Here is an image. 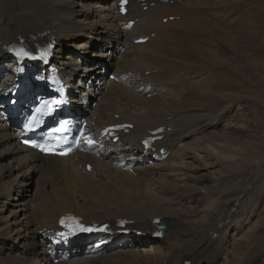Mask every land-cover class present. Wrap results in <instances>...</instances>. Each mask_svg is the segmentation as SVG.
I'll list each match as a JSON object with an SVG mask.
<instances>
[{"label":"bare ground","instance_id":"6f19581e","mask_svg":"<svg viewBox=\"0 0 264 264\" xmlns=\"http://www.w3.org/2000/svg\"><path fill=\"white\" fill-rule=\"evenodd\" d=\"M147 1L143 11L131 0L122 17L109 0H0V98L15 82L3 47L21 38L54 37V63L64 74L96 80L106 69L127 77L125 84L109 78L99 88L85 84L78 103L100 97L87 115L90 127L135 125L122 135L124 157L87 150L46 159L19 145L12 119L0 112V264H264V128L261 122L247 127L241 119L264 109V76L245 79L241 63L249 57L245 41H260L250 36L249 14L227 8L239 0ZM205 13L221 28L237 31V41L206 22ZM171 16L176 19L162 22ZM129 20L137 23L125 31ZM250 22L264 33L262 15ZM165 29L171 31L166 41ZM216 33L226 35L222 53L205 50ZM140 36L150 40L135 44ZM119 47L122 53L115 55ZM209 111L211 123L219 122L214 129L201 123ZM226 117L228 125L218 128ZM161 127L165 139L158 145L170 156L150 162L140 140ZM130 155L138 156L132 171L112 164ZM67 213L90 225L110 223L111 243L98 256L81 255L85 250L73 245L71 260L53 262L46 244ZM157 218L170 220L161 239L153 237ZM118 219L132 224L118 227ZM124 229L132 233L124 236Z\"/></svg>","mask_w":264,"mask_h":264},{"label":"rangeland","instance_id":"374dc122","mask_svg":"<svg viewBox=\"0 0 264 264\" xmlns=\"http://www.w3.org/2000/svg\"><path fill=\"white\" fill-rule=\"evenodd\" d=\"M242 1V2H241ZM244 1V2H243ZM256 1V2H255ZM260 1V2H259ZM231 5V6H230ZM230 5H227V8L228 7H230L229 9H234V10H239V11H237L238 13H240L241 12V10H242V12H244V13H242L241 12V14H243V15H245V16H247L248 17V14H249V17H248V24H249V27H250V29H251V32L253 33H251L250 32V36L251 37H253L254 39H259L258 41H259V43H258V45L256 46L255 44H254V46H253V41L252 40H248V41H245L247 44H246V47H248L249 45V47L247 48L248 50H247V54L249 55V57L247 58V57H242L241 58V63H242V65H243V71H244V73L246 74V77H244L245 79H255V77H256V75H258V76H264V46L262 47V48H260V42H262V40H264L262 37L264 36V33H262V32H257V30L255 31V30H252V28H254L255 29V27H254V25L253 24H251V20H255L256 18H258L259 17V15H262L263 17H264V12L262 13V11H263V9H264V2H263V0H239V1H237L236 3H233V4H230ZM253 5V6H252ZM255 5V6H254ZM258 5V6H257ZM240 6V7H239ZM243 7V8H242ZM249 8V9H248ZM251 8V9H250ZM254 11H253V10ZM260 9V10H259ZM243 10H245V11H243ZM255 12V13H254ZM229 13H231V12H229ZM232 14V13H231ZM232 15H234V14H232ZM238 15V14H237ZM235 17H236V14L234 15ZM252 16V17H251ZM257 16V17H256ZM254 17V19H252ZM250 18V19H249ZM250 22V23H249ZM251 24V25H250ZM254 31H255V33H254ZM171 31L170 30H168V29H165V30H163V35L161 36V38H162V40H164L165 39V41H166V39H169V34H171L170 33ZM234 32V31H233ZM257 33V34H256ZM259 33H261V35H263V36H261ZM226 34V33H225ZM223 34V35H220V34H218V33H216V37L214 36V40H215V42L217 43L218 41H220V42H223V43H221L220 44V47H221V49L220 50H216V51H218L219 53H222L223 52V46H224V41H225V36L227 35L228 37H229V39H231V41L233 42V41H237V38H234V36H235V34ZM258 35H260V36H258ZM221 36H223V37H221ZM166 37V38H165ZM164 38V39H163ZM223 38V39H222ZM262 38V39H261ZM230 41V42H231ZM239 41H241L240 39H239ZM249 44V45H248ZM248 45V46H247ZM210 46V45H209ZM253 46V47H252ZM254 48V49H253ZM256 48V49H255ZM215 46H214V49H212V50H208L207 49V47L205 48V50L206 51H208V52H216L215 51ZM214 50V51H213ZM251 56V57H250ZM216 68V66H213V69H215ZM94 102H96V101H93L92 103H94ZM240 107L238 106V105H236L235 106V109H239ZM210 113H209V117L210 118H205V119H203L202 121H201V123H203V124H206V125H209L210 126V128H212L213 127V129H214V126H217V124H219V122H218V119L216 118V121L214 122V123H211V121H212V117H213V113L211 112V111H209ZM190 113H192V114H195V112L193 111V110H191V112ZM240 114L242 113V112H239ZM241 119H242V121H246L245 123H244V125H246L247 127H249V126H251L252 124H254V123H256V122H261V124H262V126H263V128H264V109H261V110H253L251 113H248V114H243V115H241ZM228 122H229V120L227 119V117L224 119V121L223 122H221L220 123V126L218 127V128H220L222 125H228ZM241 123H243V122H241ZM196 122L194 121L193 123H190V124H185V126H184V131L185 132H187V131H189V129H192V128H194L195 126H196ZM238 125H242V124H238ZM217 128V129H218ZM243 129L241 128V129H239V132H241ZM35 188H36V186H35V183H33L32 185H31V191H33L34 192V190H35ZM5 200V199H4ZM136 237H141V235H136Z\"/></svg>","mask_w":264,"mask_h":264},{"label":"snow or ice","instance_id":"6c2138e0","mask_svg":"<svg viewBox=\"0 0 264 264\" xmlns=\"http://www.w3.org/2000/svg\"><path fill=\"white\" fill-rule=\"evenodd\" d=\"M54 103H57V104H58L59 101H55ZM32 146H33V147H39V148H41V151H44V150H45L42 146L37 145V144H33ZM67 219H70V220H71V219H74V218L69 217V218H67ZM61 223L64 224L65 221L62 220ZM65 226L68 227L67 224H65ZM77 227H78L80 230H83V231H89V230H90V229L84 228L83 225H79L78 223H77Z\"/></svg>","mask_w":264,"mask_h":264}]
</instances>
